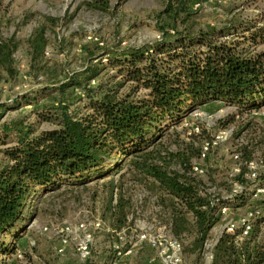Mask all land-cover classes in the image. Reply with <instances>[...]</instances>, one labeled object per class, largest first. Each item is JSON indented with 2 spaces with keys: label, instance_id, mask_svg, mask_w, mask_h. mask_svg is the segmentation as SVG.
I'll return each instance as SVG.
<instances>
[{
  "label": "trees",
  "instance_id": "16d2710c",
  "mask_svg": "<svg viewBox=\"0 0 264 264\" xmlns=\"http://www.w3.org/2000/svg\"><path fill=\"white\" fill-rule=\"evenodd\" d=\"M110 1L92 0L91 6L104 11ZM191 2L195 4L193 0L166 1L158 16L162 20L160 43L105 55L90 53L91 63L106 59L109 64L90 67L82 77V82L88 85L83 93L89 100L86 114L71 112L70 105L52 97L84 85L69 78L38 93L40 99L57 103L56 107H48V114L33 105L38 118L52 122L57 126L55 129L38 134L22 130L12 140L10 128L0 127L4 135L0 144L7 145L10 139L14 144L3 151L5 163L0 167V264H11L21 250L19 242L24 239L44 195L64 185L83 186L109 177L113 194L107 215L118 243L117 234L127 229L130 215L125 191L114 176L125 170L155 190L156 204L168 216L171 234L181 245L183 260L189 259L191 264H203L204 245L221 221V208L237 212L247 206L248 199L240 197L248 191L244 178L249 163L254 161L249 148L243 150L245 169L241 164V172L234 179L243 186V191L229 201L212 204L215 199L208 192L211 187L192 174V164L199 158L201 147L189 145L186 153L175 154L162 141L195 108L214 102L243 112L264 108V51H257L264 44V28L258 30L250 24L209 28L195 34L189 29L179 31L198 11ZM6 15L4 0H0V119L12 102L3 97L1 86L18 77L15 53L19 44L2 33ZM232 36L236 37L233 41H226ZM47 45L46 29H36L27 40L32 66L41 63ZM106 68L117 69L113 78L124 79L91 85ZM125 83L133 86L122 94ZM142 90L146 94L139 96ZM19 100L28 107L37 99ZM19 100L14 105L20 104ZM175 160L178 169L171 167V161ZM263 185L264 178L253 182L252 198L256 187ZM255 202L259 214L249 235L242 238L241 229L233 234L224 232L212 251L210 264H264V239L260 236L264 215L259 211L264 202ZM114 258L115 250L109 255L93 250L92 246L90 257L80 263L105 264Z\"/></svg>",
  "mask_w": 264,
  "mask_h": 264
},
{
  "label": "rangeland",
  "instance_id": "374dc122",
  "mask_svg": "<svg viewBox=\"0 0 264 264\" xmlns=\"http://www.w3.org/2000/svg\"><path fill=\"white\" fill-rule=\"evenodd\" d=\"M166 1L111 0L108 9L100 11L91 6L92 0H4L7 15L2 33L5 37H13L19 47L15 53L18 77L1 86L3 97L12 99V102L0 119V127L6 125L10 128L12 140L22 130L30 129L38 134L55 129L57 126L52 122H44L38 118L33 105H37V110L41 113L48 114V107H56L57 103L47 101V98L40 99L38 93L44 92L48 85H58L69 78L83 83L82 77L86 75L88 68L100 63L109 64L106 59L91 63L92 60L88 59L90 53L105 55L114 51L148 48L160 43L163 38L160 31L162 20L158 16L164 11ZM193 1L195 4L191 2V6L200 5L198 11L189 19L187 26L179 31L189 29L195 34L209 28L225 29L231 25L244 27L250 24L256 25L258 30L264 28V0ZM42 27L46 29L48 45L41 63L32 66L27 40L36 29ZM89 36L99 39L103 46L95 47L87 39ZM235 38L228 37L226 41H233ZM257 51H264V44L259 45ZM117 71L111 68L101 70L95 83L91 85L110 83L113 79L115 82L123 80V77L113 78ZM87 86L84 84L69 88L65 93L54 94L52 97L70 105L71 112L86 114L89 100L83 93ZM132 86L133 83H125L121 93H127ZM145 94L142 90L139 96ZM22 97L37 100L31 106L24 107V99L19 100ZM17 100L20 104L14 105ZM197 128L199 131L195 130ZM229 129L234 131L231 139L215 149L203 163L206 169L203 180L211 187L209 193L219 201H229L235 190L237 183L234 179L237 174L234 168L238 164L244 166V149L249 148L252 151V160L257 167L252 171L246 169V175L255 172L257 179L264 178V108L256 112H243L236 107L214 102L191 110L176 129L170 131L162 140L171 153L182 154L187 152V146L200 148L219 131ZM3 136L0 130V139ZM7 143L0 144V167L5 163L3 151L14 146L11 139ZM236 155L242 162L235 160ZM171 167L178 169L177 160L171 161ZM110 179L111 177L96 180L77 187L64 185L61 189L44 195L36 206V215L28 224L24 239L19 242L22 248L11 264H81L77 259L75 244L67 248L64 256H60L57 249L60 229L64 225L75 227L84 221L102 222V229L95 233L93 250L104 251L110 255L114 251V243H117L107 215V207L113 194L108 184ZM244 179L248 191L240 198L248 199V204L237 212L229 208L226 213L228 220H237L247 212L255 210L252 188L256 180L246 176ZM114 180L121 183L125 191V203L131 215L122 238L124 248L130 242L135 244L138 233H149L157 238L172 236L168 216L156 204V193L149 183H140L139 178L133 177L127 170L114 176ZM258 201L264 202V197ZM259 211L264 215V208ZM223 222L222 218L213 228L210 239L218 236ZM46 228L48 231L44 232ZM260 236L264 239V226ZM159 253L160 250L137 245L133 254L123 258L118 264H160ZM207 254L208 252L204 255L203 264L211 263ZM109 263L107 261L105 264ZM184 264L191 262L184 259Z\"/></svg>",
  "mask_w": 264,
  "mask_h": 264
},
{
  "label": "built area",
  "instance_id": "2783aa9c",
  "mask_svg": "<svg viewBox=\"0 0 264 264\" xmlns=\"http://www.w3.org/2000/svg\"><path fill=\"white\" fill-rule=\"evenodd\" d=\"M200 5L197 4L194 8L197 9ZM161 38V37H160ZM89 41L92 43L97 44L98 46H103V42H100L94 36L87 37ZM94 84V82L92 83ZM199 131V129H195ZM233 129L229 130H221L216 135H214L211 140L204 142L201 146V152L198 159L193 161L192 164V174L193 176L204 178L206 169L204 166V162L208 159L211 153L217 149L222 144L229 141L233 135ZM235 160L239 163V157L236 155ZM248 169L250 171L257 169L254 162L249 163ZM235 174L239 175L241 172L240 164L236 165L234 168ZM246 178L250 179L253 178L257 180V174L252 172L246 175ZM238 184V183H237ZM236 184V185H237ZM235 185V190H233L232 195L229 197L230 200L237 194L243 191V186L239 188ZM210 190V189H209ZM209 192V191H208ZM264 197V185L256 187L255 193L253 195V199L258 201L260 198ZM215 199V197H213ZM213 199V200H214ZM219 200L215 199L212 204L218 203ZM229 211V208L222 207L221 208V215L224 219V224L222 230L219 232L218 236L214 239H209L206 241L204 245L203 255L209 256V259L212 260V251L216 246L220 236L225 232L227 234H233L237 230H242V238L249 235L252 230L253 220L255 216L259 214L255 210L247 212L244 216L237 220H228L226 218V213ZM221 218V219H222ZM129 222L131 220V215L129 216ZM102 229V222L97 221L95 223H90L87 221L79 223L77 226L72 227L69 225H64L59 231V248L57 249V253L60 256H64L67 248L71 247V245L75 244L76 251H77V259L79 262L84 263L89 257L91 253V248L94 244L95 240V233L96 231H100ZM48 229H44V232H47ZM127 229L123 230L121 233L117 234L118 236V243L114 245L115 250V258L110 264H118L120 260L123 258L129 257L133 254L137 245L142 246L146 245L147 247L153 250H160L158 255V259L160 264H184L183 256H182V248L180 243H178L172 236L168 238L163 237H152L149 233H138L135 236L136 242L132 244L130 242L129 246L124 248L125 244H123L122 238L123 235L126 233Z\"/></svg>",
  "mask_w": 264,
  "mask_h": 264
}]
</instances>
